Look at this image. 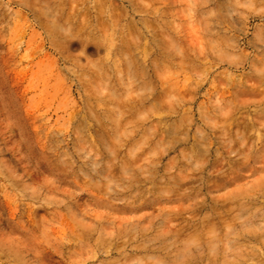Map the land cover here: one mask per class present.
I'll use <instances>...</instances> for the list:
<instances>
[{"label": "rangeland", "instance_id": "rangeland-1", "mask_svg": "<svg viewBox=\"0 0 264 264\" xmlns=\"http://www.w3.org/2000/svg\"><path fill=\"white\" fill-rule=\"evenodd\" d=\"M0 264H264V0H0Z\"/></svg>", "mask_w": 264, "mask_h": 264}, {"label": "bare ground", "instance_id": "bare-ground-1", "mask_svg": "<svg viewBox=\"0 0 264 264\" xmlns=\"http://www.w3.org/2000/svg\"><path fill=\"white\" fill-rule=\"evenodd\" d=\"M130 6H131V5H130ZM134 9H135V8H134ZM134 9H133V10H134ZM73 16H74V15H73ZM68 23H69V22H68ZM86 27H87V26H86ZM88 27H89V26H88ZM93 27H94V26H93ZM94 29H95V28H94ZM96 29H97V28H96ZM94 32H95V31H94ZM52 34H53V33H52ZM73 39H74V38H73ZM68 42H69V44H75V41H73V40H71V39H69ZM76 45H77V44H76ZM79 45H80V44H79ZM65 46H66V45H65ZM81 46H82V45H81ZM83 47H88V44H87V43H84V44H83ZM83 49H84V48H83ZM90 50H91V49H90ZM147 72H148V71H147ZM127 84H128V83H126V85H127ZM147 94H148V93H147ZM144 95H145V93H144ZM142 96H143V95H142ZM149 98H150V97H149ZM149 98H148V99H149ZM140 101H141V100H140ZM143 103H144V102H143ZM143 103H142V104H143ZM136 104H137V103H136ZM139 105H140V104H139ZM113 111H114V110H113Z\"/></svg>", "mask_w": 264, "mask_h": 264}]
</instances>
